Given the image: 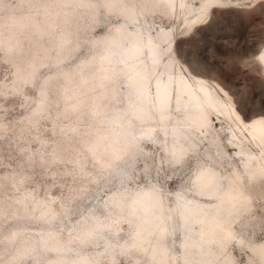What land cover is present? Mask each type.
<instances>
[{
	"label": "rangeland",
	"instance_id": "rangeland-1",
	"mask_svg": "<svg viewBox=\"0 0 264 264\" xmlns=\"http://www.w3.org/2000/svg\"><path fill=\"white\" fill-rule=\"evenodd\" d=\"M261 52L264 0H0V264H264Z\"/></svg>",
	"mask_w": 264,
	"mask_h": 264
},
{
	"label": "bare ground",
	"instance_id": "bare-ground-1",
	"mask_svg": "<svg viewBox=\"0 0 264 264\" xmlns=\"http://www.w3.org/2000/svg\"><path fill=\"white\" fill-rule=\"evenodd\" d=\"M256 59H257L259 62L261 61L262 63H264V56H263V53H262V52H261V53H258V54L256 55ZM256 59H253V61H254L255 63H257V62H256V61H257ZM195 79H196L197 82L200 83V85L198 86V92H196V93L191 92V91L189 90V88H187L186 85L182 86L181 90L186 94V96H188V97H190V99H192V103H193L194 105L200 106V107L202 108V105H203V103H204L205 106L208 105L209 107H214L213 101H212V99H211V95H210L209 92L204 88V86H203V84H202V82H203L202 79L199 78V77H196ZM182 91H181V92H182ZM167 93H168V92H167ZM252 126H253V129H254L255 132L259 133L260 136L263 135V133H262V128H261V127H259L258 125L254 124V123L252 124ZM210 182H211V179H208V180L204 181L203 184L206 185V184H209ZM218 227H219V222H215V223L212 225V227H211V229H210V233H211L212 237H217V236H219V235L222 234V232L218 230Z\"/></svg>",
	"mask_w": 264,
	"mask_h": 264
}]
</instances>
